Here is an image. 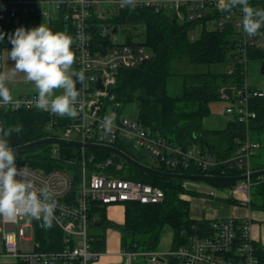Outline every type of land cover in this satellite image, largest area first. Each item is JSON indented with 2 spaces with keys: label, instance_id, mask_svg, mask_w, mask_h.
I'll list each match as a JSON object with an SVG mask.
<instances>
[{
  "label": "built area",
  "instance_id": "obj_1",
  "mask_svg": "<svg viewBox=\"0 0 264 264\" xmlns=\"http://www.w3.org/2000/svg\"><path fill=\"white\" fill-rule=\"evenodd\" d=\"M126 8L172 11L180 23L208 18V31H222L230 27L236 31L238 48L226 73L232 75L234 63L238 61L245 69L244 79L239 86H224L220 90V99L229 104L226 115L239 126L230 157L220 159L207 154L197 144L187 147L176 145L159 131L145 128L138 120L122 117L114 109L106 107L105 100L112 99L111 89L117 84L120 70L139 67L152 59L154 54L139 44L145 39L143 27L134 32L135 46L127 44L126 35L112 33L104 28L100 36L107 43L106 56L101 53L102 47L94 49L92 41L95 36L91 30V19H106ZM215 15L217 17L213 18ZM242 18L241 6L224 10L221 0H135L134 7H122L121 0H0V32L4 34L9 27L17 28L16 20L29 28L43 24L49 29L53 22L64 20L65 28L74 30L75 67L77 74L82 73L84 76L83 81L76 84L79 92L74 105L77 113L75 117H61L36 108L37 94L23 96L7 104L0 102V134L5 130V114L42 111L52 115L49 131L63 135L49 137L118 150L116 145H121L148 162L149 167L151 164H163L172 169L194 168L202 172L200 175L217 177L246 175L247 179L238 182L230 193L237 199L243 197L244 202L250 204L252 188L256 182V178L251 179L250 175L255 171L254 157L261 148V143L252 138V125L257 120V114L252 110L251 102L255 98L264 97V92L255 89L249 82V53L251 50H264V32L248 35L243 30ZM3 42L0 40V74L4 69ZM99 80L104 89L95 87ZM64 122L66 126H63ZM94 160V157L87 159L84 155L76 175L64 170L44 172L16 165L18 169L24 170V180L33 185V190L42 199L56 202L51 227L59 229L62 235L58 240H52L53 249L44 251L39 240L35 239L36 225L20 223L26 215L19 214L13 221L2 217L0 234L4 250L0 252V258L15 260L20 264H99L100 254L92 249L94 239L89 234L90 229L99 222V218L93 215L96 206L106 209L129 203L149 206L165 201L166 193L163 189L120 178L118 173L124 168V160L116 163L109 158L105 162H96L97 170L92 172L88 161ZM74 176H77L76 181ZM261 178L264 176H259L257 180ZM212 193L216 196L215 192ZM36 223L45 227L42 217L37 218ZM28 228L33 234L30 239L25 238V230ZM251 232L250 221L223 220L212 224L207 237L192 236L186 245L175 250L146 253L122 251L125 259L123 264H135L138 257L145 258L149 264H261L256 256ZM24 240L34 243L27 251L20 248ZM57 245H61V248H54Z\"/></svg>",
  "mask_w": 264,
  "mask_h": 264
},
{
  "label": "trees",
  "instance_id": "obj_2",
  "mask_svg": "<svg viewBox=\"0 0 264 264\" xmlns=\"http://www.w3.org/2000/svg\"><path fill=\"white\" fill-rule=\"evenodd\" d=\"M255 9H264V0H248ZM217 15L213 16L216 18ZM203 21L180 23L172 12L162 10L156 12L152 8H126L106 19H91V30L94 34L92 45L95 50L101 48L100 32L107 28L127 34V44L135 46V30L145 29V39L139 44L152 51L153 57L149 61L133 69H121L117 84L111 89L112 99H106V107L121 114L123 109L136 103L138 108L137 120L148 129L159 131L163 137L176 145H202L203 149L216 152L220 159L230 157L234 140L238 136L239 126L230 120L223 131H211L204 128V121L211 117V103L221 100L220 90L224 86L241 85L245 69L238 61L234 63L233 74L226 73L229 63L238 48L236 31L230 27L222 31H208ZM201 28L197 38L195 32ZM53 32H63L72 38V51H75L73 42L74 30L65 28L64 20L53 22ZM259 32H264L262 27ZM7 33V31H6ZM5 33L3 48L12 47ZM110 43V42H109ZM251 60L264 63V50L250 51ZM187 61L192 65L222 66L223 70L213 72H196L182 75V93L178 96L169 94L168 85L174 75L176 62ZM185 63V62H184ZM179 68L183 67V63ZM186 65V63H185ZM185 67V66H184ZM184 69V68H183ZM252 110L257 114L252 129L258 134L264 132V97L255 98L251 102ZM5 137L12 148L21 147L49 136L61 137V134L49 131L48 126L52 115L42 111H18L5 114ZM63 125V124H62ZM67 123L64 122L63 126ZM16 126L20 131H15ZM215 138V144L210 139ZM124 153L144 165H149L144 159L135 156L131 151L116 145ZM215 149H222L216 150ZM88 161L92 172L96 171V162H105L109 158L116 163L123 159L104 151H82L69 146L36 145L16 154V165L27 166L35 170L50 172L64 170L76 175L80 169L83 156ZM162 172L175 174L200 175L202 172L191 168L172 169L167 166L154 165ZM264 167L255 166L254 170ZM120 178L142 182L159 187L166 193L163 203L157 205H142L129 203L126 205L125 223L122 225L107 223L106 207L96 206L93 215L99 218L102 225L118 230L121 235V246L124 251L155 252L158 250L165 227L173 231L172 249L182 247L192 236L207 237L212 230V222L207 220H193L191 217V203L184 197H203L197 191L185 186V181L168 179L147 173L124 162L123 170L118 173ZM257 180V178L255 179ZM254 180V181H255ZM77 184V183H76ZM234 202V201H231ZM264 209V206L261 207ZM35 239L42 245V250L53 249V241L61 237V232L54 227H41L35 223ZM61 248L57 245L54 248ZM256 256L264 264V249L254 245ZM92 249L96 252L105 250V239L100 237L93 240ZM20 264V263H16ZM173 264V263H170Z\"/></svg>",
  "mask_w": 264,
  "mask_h": 264
},
{
  "label": "clouds",
  "instance_id": "obj_3",
  "mask_svg": "<svg viewBox=\"0 0 264 264\" xmlns=\"http://www.w3.org/2000/svg\"><path fill=\"white\" fill-rule=\"evenodd\" d=\"M221 3L224 10L241 6L242 26L248 35H254L264 27V9L254 10L248 0H221ZM121 6L134 7L135 0H121ZM4 35L0 32V40H4ZM8 40L12 45L9 58L15 61L13 68L34 82L35 107L61 117H75L74 105L79 92L76 84L83 81L84 76L70 72L74 62L72 38L41 24L29 29L20 26L8 35ZM5 78L0 74V102L7 104L13 97L3 83ZM55 89H62V94L54 95ZM15 131H20V127L16 126ZM7 135V132L0 134V217L8 221L15 220L19 214L42 217L44 226L51 227L56 202L42 199L33 190V185L24 180V170L16 166V154L5 138Z\"/></svg>",
  "mask_w": 264,
  "mask_h": 264
},
{
  "label": "crops",
  "instance_id": "obj_4",
  "mask_svg": "<svg viewBox=\"0 0 264 264\" xmlns=\"http://www.w3.org/2000/svg\"><path fill=\"white\" fill-rule=\"evenodd\" d=\"M159 1H163V0H159ZM171 1H182V0H171ZM172 12V11H170ZM121 35H126L123 31L122 32H118ZM12 48V47H11ZM75 64L73 63V66ZM72 69L74 70L73 72L75 73V66L72 67ZM70 69V70H72ZM12 73H14L13 70V64H12V60L9 58V55H7V58L5 60L4 57V69L2 70L1 74H4L6 76V78L4 79L3 83L5 85H12V84H17V82L14 80V77L12 76ZM20 79V77H18ZM21 81V79H20ZM31 83L34 84V82L31 81ZM34 86V85H33ZM253 87L255 89H258L262 92H264L263 89H260L258 87H255L253 85ZM34 93L32 92H27L24 94L19 95V97L17 96V99H19L20 97L23 96H30V95H34L37 94L35 88L33 89ZM62 94V89L59 90H54V95H60ZM15 100V99H14ZM217 119L215 120V125H217L218 129H216L217 131H223L225 130V128L227 127V125L230 123V120H232L231 118H229L227 115L224 118H219L216 117ZM254 141H258L261 143V148L263 147V143L260 140H254ZM198 146V144H197ZM208 149V148H207ZM205 152L207 150L203 149ZM260 150L256 153L255 157H254V167L255 166H262L264 167V161L259 163L256 162V158L260 152ZM233 152V149L231 150V154ZM207 153V152H206ZM211 155V154H210ZM114 156V155H113ZM217 156V153H216ZM264 169V168H263ZM75 177V176H74ZM255 184L252 188V193H251V202L250 204H247L244 202L243 197L242 199H237L236 197H234L231 193L230 190L225 189V190H221L223 191V193L221 195H218L215 191L212 190H217L212 188L211 190H203V189H196L194 191H197L199 194H202L203 197H199L201 198L203 201H206V199L209 198H216L219 200H223L225 203V205L219 204V203H215V208H211L212 210H207L204 213H202L199 218H195L191 215L193 220H207L210 222H215V221H219V220H227V219H236L239 221H250L251 222V229H252V238L255 242L256 245L260 246L261 248L264 249V209H262L261 207L264 206V178H261L259 180H255ZM186 186V185H185ZM187 187V186H186ZM216 193V196H213L214 193ZM186 200L190 201V203L192 204V201L194 200V198H198V197H190V196H186L184 197ZM234 201V202H231ZM119 210H122L123 215L118 213ZM125 211H126V206H120V205H115V206H110L107 207L106 209V219H107V223H111V224H117V225H123L125 223ZM192 211V210H191ZM2 219V217H1ZM110 219H120L119 223H116L113 220ZM122 219V220H121ZM100 221L93 227H97V231L95 233V235L92 236L93 239H97L100 238L101 236L104 237L105 239V250L100 254V259H99V264H123L125 262V259L122 256V246L120 248L119 253H117L115 251L116 249V242H115V238H118V240L120 241V245H121V235L119 233L114 232V228H107L105 229V226H99ZM1 226V225H0ZM92 227V228H93ZM170 228V227H169ZM171 229V228H170ZM172 231V230H171ZM2 236V235H1ZM165 239L163 240V235L161 238V242H160V246L158 248L157 251L160 252H166L169 251L170 249H172V244H173V231L170 232V234H166V236L164 237ZM3 240V238H2ZM109 248L111 250H109ZM117 253V254H116ZM7 259V258H5ZM137 264H148V261H140Z\"/></svg>",
  "mask_w": 264,
  "mask_h": 264
},
{
  "label": "rangeland",
  "instance_id": "obj_5",
  "mask_svg": "<svg viewBox=\"0 0 264 264\" xmlns=\"http://www.w3.org/2000/svg\"><path fill=\"white\" fill-rule=\"evenodd\" d=\"M169 12V11H168ZM180 22V21H179ZM15 24H16V27H20V26H24L25 29H29V27L27 25H25L24 23H22L21 25L19 24V21L16 20L15 21ZM208 27L210 28L211 25L209 24ZM15 31V28H12V27H9L8 30H7V36L9 34H12L14 33ZM200 33H201V28L197 29L195 35L196 37L198 38L200 36ZM11 50V47H6L4 48V57H5V60L7 58V55L8 52ZM11 59V58H10ZM12 60V59H11ZM186 65H185V63ZM183 63V67L179 68V66H181L180 64ZM12 64H13V67L15 66V61L12 60ZM262 65H263V62L262 61H259V60H251L250 61V65H249V82L251 85H254L255 87H258L260 89H263L264 90V73L262 72ZM75 66V65H74ZM73 64L71 66L70 69H72V67H74ZM185 66V67H184ZM184 68V69H183ZM14 70V75H12L14 77V80L17 82V84H12V85H5L9 90H10V93L13 97V100L14 99H17V96L19 97V95L21 94H24V93H27V92H32L34 93L33 89L35 88L33 85V83H31V81L27 80L26 78V75L23 73V72H20V71H17L13 68ZM223 70V67L222 66H205V65H192L190 64L189 62L187 61H179V62H176V65H175V68H174V75L176 74V76H172V78L170 79V82H169V85H168V90H169V94L170 95H173L174 96H178L182 93V75L183 74H191V73H196V72H213V71H221ZM74 70H70V72L74 73L73 72ZM75 73H77L76 71V67H75ZM13 74V73H12ZM20 77V79L18 78ZM73 79H75V77H73ZM56 91L59 90V89H55ZM63 92V90H62ZM19 94V95H18ZM229 106V104L223 100H218V101H215L213 103H211L210 105V108H211V117L206 119L204 121V128L207 129V130H211V131H214L216 129H218L217 125H215V120L217 119L216 117H219V118H224L226 117V109L227 107ZM113 116H115V113H112ZM122 117H125V118H128V119H131V120H137L138 118V108H137V105L136 103L134 104H131L127 107H125L123 109V111L121 112L120 114ZM217 123V122H216ZM61 137H63V135L61 134ZM252 138L253 140H260L262 143H263V147L262 149L260 150L257 158H256V162H263L264 161V132L262 134H258L254 131V129H252ZM215 138L213 139H210V141L215 144ZM56 146V145H54ZM198 148L199 149H203L202 145H198ZM218 151V150H222V149H215V151ZM207 154H211L213 156H216V152H211L210 149L208 148L207 149ZM189 189L191 190H196V189H203V190H211L212 188L209 187L208 185H206L205 183H201V182H196V181H185L184 183ZM231 190V189H230ZM212 191H215L218 195H221L223 193V191L221 190H212ZM212 202H215V203H219V204H222V205H225L224 201L223 200H219V199H216V198H207L206 201H203L201 198H194V200L192 201V204H191V215L195 218H199V216L204 213L205 211L207 210H212L211 208H215V204L212 203ZM120 214L123 215V212L122 210H119ZM1 217H0V225H1ZM110 220H113L115 221L116 223L120 224L119 223V220L120 219H110ZM122 220V219H121ZM37 222V218H33V217H30V216H27L24 217V220H22L20 223L21 224H28L29 226H35V223ZM115 230V229H114ZM97 231V227H93L90 229V236L92 237L93 235H95ZM26 232V235H25V238L26 239H30L32 237V230L31 229H26L25 230ZM114 232L118 233L117 230H115ZM171 229L169 227H165L164 228V231L162 232L163 234V240L165 239L164 237L166 236V234H170ZM119 235V233H118ZM115 242L117 243L116 244V249L115 251L117 253H119L120 251V248H121V245H120V241L118 240V238H115ZM31 245H34V243H30L28 241H23L22 242V245H20V248L22 249H26L25 251H27V249H29L31 247ZM161 247V246H160ZM4 248H3V241H2V236L0 234V252H3ZM109 250H111L109 248ZM116 253V254H117ZM142 253V252H140ZM140 261H148L146 260L145 258L143 257H138V260L137 261H134L135 264H137L138 262ZM17 261L15 260H11V259H5V258H0V264H16ZM149 264V263H148Z\"/></svg>",
  "mask_w": 264,
  "mask_h": 264
},
{
  "label": "water",
  "instance_id": "obj_6",
  "mask_svg": "<svg viewBox=\"0 0 264 264\" xmlns=\"http://www.w3.org/2000/svg\"><path fill=\"white\" fill-rule=\"evenodd\" d=\"M116 33V31L114 32ZM102 47V55L106 56L107 54V43L104 42L101 44ZM262 72L264 73V63L262 65ZM95 87L98 89H104L101 83V80H99L96 84ZM7 132L6 130L3 131V133ZM36 145H56V146H69L73 147L76 149H85L91 151H104L107 153H110L116 157H119L123 159L126 163L141 169L147 173H151L160 177L168 178V179H175V180H180V181H196V182H201L205 183L211 188L217 189V190H225V189H231L238 183L245 178L247 179V176H238V177H217V176H209V175H187V174H175V173H169V172H162L159 171L153 167H149L147 165L141 164L140 162L136 161L123 151L118 150L117 148L113 147H107V146H101V145H94V144H88V143H82L76 141H71L67 139H61V138H55V137H48L41 139L39 141H34L33 143H29L27 145L17 147V148H12L14 153L17 154L19 152L25 151L31 147H34ZM263 177L264 176V169L261 170H256L254 171L251 175V179H255L258 177ZM74 180H77V176L74 177ZM99 226H102V224H99Z\"/></svg>",
  "mask_w": 264,
  "mask_h": 264
},
{
  "label": "bare ground",
  "instance_id": "obj_7",
  "mask_svg": "<svg viewBox=\"0 0 264 264\" xmlns=\"http://www.w3.org/2000/svg\"><path fill=\"white\" fill-rule=\"evenodd\" d=\"M256 171V170H255ZM226 220V219H225ZM228 220V219H227ZM236 220V219H235ZM219 221H223V220H219ZM219 221H215V222H219ZM237 221H239V220H237ZM215 222H212V224L213 223H215ZM241 222H245V221H241ZM251 236H252V232H251ZM253 239V238H252ZM254 241V240H253Z\"/></svg>",
  "mask_w": 264,
  "mask_h": 264
}]
</instances>
